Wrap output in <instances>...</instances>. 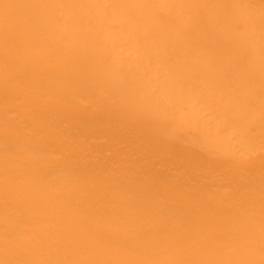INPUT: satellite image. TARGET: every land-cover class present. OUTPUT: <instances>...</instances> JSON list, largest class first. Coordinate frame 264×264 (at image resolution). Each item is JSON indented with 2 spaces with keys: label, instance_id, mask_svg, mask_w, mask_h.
I'll list each match as a JSON object with an SVG mask.
<instances>
[{
  "label": "bare ground",
  "instance_id": "obj_1",
  "mask_svg": "<svg viewBox=\"0 0 264 264\" xmlns=\"http://www.w3.org/2000/svg\"><path fill=\"white\" fill-rule=\"evenodd\" d=\"M0 264H264V0H0Z\"/></svg>",
  "mask_w": 264,
  "mask_h": 264
}]
</instances>
